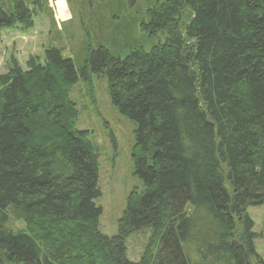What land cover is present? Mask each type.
I'll use <instances>...</instances> for the list:
<instances>
[{
  "label": "trees",
  "instance_id": "trees-1",
  "mask_svg": "<svg viewBox=\"0 0 264 264\" xmlns=\"http://www.w3.org/2000/svg\"><path fill=\"white\" fill-rule=\"evenodd\" d=\"M140 24L124 56L88 47L76 66L50 47L0 74V264H264L248 214L264 206V0H160ZM16 26L32 12L0 0V37ZM93 74L136 125L142 188L113 237L100 230L98 150L70 99L82 82L94 103ZM146 231L134 262L127 242Z\"/></svg>",
  "mask_w": 264,
  "mask_h": 264
},
{
  "label": "rangeland",
  "instance_id": "rangeland-1",
  "mask_svg": "<svg viewBox=\"0 0 264 264\" xmlns=\"http://www.w3.org/2000/svg\"><path fill=\"white\" fill-rule=\"evenodd\" d=\"M32 12L30 29L16 26L4 30L0 37V74L15 60L26 70L30 59L43 60L45 49H63V57L77 66L87 55L88 47H106L123 56L137 46L142 37L140 23L146 12L160 0H22ZM8 3V0H5ZM38 3V5L36 4ZM94 103L80 82L70 92L80 117L79 131H88L99 155V188L96 204L102 209L100 230L113 237L126 208V200L142 183L134 175L132 148L136 125L113 106L103 75H92ZM112 134L113 138H111ZM254 222L256 251L264 260V206L248 209ZM18 228H24L20 223ZM150 240L149 232H141L127 242L128 257L139 261Z\"/></svg>",
  "mask_w": 264,
  "mask_h": 264
}]
</instances>
